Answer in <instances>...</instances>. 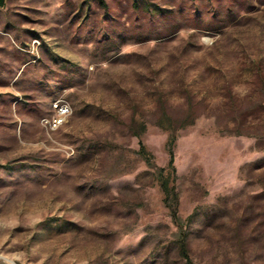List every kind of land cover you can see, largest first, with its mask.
I'll return each instance as SVG.
<instances>
[{"label":"rangeland","instance_id":"rangeland-1","mask_svg":"<svg viewBox=\"0 0 264 264\" xmlns=\"http://www.w3.org/2000/svg\"><path fill=\"white\" fill-rule=\"evenodd\" d=\"M230 93L239 108L263 100L258 136L229 132ZM188 95L200 115L177 132L172 185L180 219L193 216L189 256L264 264V0H7L0 264H186L138 149L167 165L162 106L181 116ZM57 98L72 111L48 132Z\"/></svg>","mask_w":264,"mask_h":264},{"label":"trees","instance_id":"trees-1","mask_svg":"<svg viewBox=\"0 0 264 264\" xmlns=\"http://www.w3.org/2000/svg\"><path fill=\"white\" fill-rule=\"evenodd\" d=\"M234 9L231 8L229 12L233 11ZM212 28H216L215 25L207 26V30H211ZM125 41V40H122ZM188 107L186 111L181 116H174L170 113L168 107L165 105L162 106V113L163 116L167 119V126H164L162 120L158 123L162 127L170 130L169 137L167 140V150L169 153V161L166 166H158L154 162L153 155L147 150L146 146L139 141V149L138 154L143 158L146 165L152 169L153 174L158 181V184L161 190L164 193L165 203L169 209L170 215L172 220L176 223L178 228L180 229V253L181 257L186 261V264H193L190 256H189V248H188V238H187V231L186 227L192 220V215L189 216L185 221H182L178 214V194L172 185V181L176 177V167L174 165V145L177 138V132L180 128H183L186 125H192L195 123L197 118L199 117V112L197 111L196 102H194V96L188 95L187 98ZM227 103L231 106L229 111L227 112L228 117L231 118L233 121V128H230L229 132L235 133L237 135H259L253 132L251 125V120L249 116L255 115L257 116L259 111L258 109L262 108L263 100L258 101L257 104H252L251 107L247 108H239L236 107L237 101L236 98L230 93L228 99L226 100ZM257 108H256V107ZM256 109V110H254ZM257 112V113H256ZM262 118V114L260 116ZM263 124V125H262ZM130 130L132 133L137 136L141 137L142 133L146 130V124L140 122L136 124L134 119H131L130 122ZM256 131H263L264 132V118L261 123L256 126Z\"/></svg>","mask_w":264,"mask_h":264},{"label":"built area","instance_id":"built-area-1","mask_svg":"<svg viewBox=\"0 0 264 264\" xmlns=\"http://www.w3.org/2000/svg\"><path fill=\"white\" fill-rule=\"evenodd\" d=\"M37 42V40H35ZM51 114L42 117V124L46 130L53 131L58 129L71 114L70 103L64 98H57L50 104Z\"/></svg>","mask_w":264,"mask_h":264},{"label":"crops","instance_id":"crops-1","mask_svg":"<svg viewBox=\"0 0 264 264\" xmlns=\"http://www.w3.org/2000/svg\"><path fill=\"white\" fill-rule=\"evenodd\" d=\"M7 0H0V7H2Z\"/></svg>","mask_w":264,"mask_h":264}]
</instances>
